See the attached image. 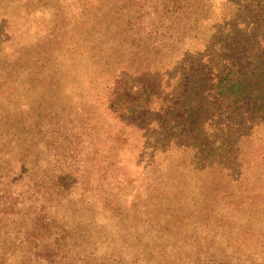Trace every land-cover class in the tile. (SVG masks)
I'll use <instances>...</instances> for the list:
<instances>
[{
    "label": "trees",
    "instance_id": "obj_1",
    "mask_svg": "<svg viewBox=\"0 0 264 264\" xmlns=\"http://www.w3.org/2000/svg\"><path fill=\"white\" fill-rule=\"evenodd\" d=\"M48 3L41 62L80 46L100 57L114 123L103 138L83 108L70 121L55 99L61 77L45 71L44 82L30 43L12 61L0 40V259L264 264V0ZM167 65L176 76L161 72ZM167 75L179 80L173 90ZM20 89L28 126L10 100ZM133 133L140 148L122 150ZM119 152L136 153L141 172ZM177 173L194 177V192L181 182L168 189ZM213 218L209 228L236 224L225 245L208 228Z\"/></svg>",
    "mask_w": 264,
    "mask_h": 264
},
{
    "label": "rangeland",
    "instance_id": "obj_2",
    "mask_svg": "<svg viewBox=\"0 0 264 264\" xmlns=\"http://www.w3.org/2000/svg\"><path fill=\"white\" fill-rule=\"evenodd\" d=\"M48 1L52 0H36L29 5V0H0V40L3 42L1 54L5 58H11L12 61H15L17 60L20 49H23L25 46H29L30 43V45H32V48H30L31 54L33 55L32 68L35 70V73L39 74L44 82H47V80L51 79L50 77H44L45 71H49V76L55 79L58 76L61 77V90L56 92L57 94L55 99L57 98L58 101L61 103L63 102V104L67 107L66 113L72 114L69 117V120L71 121L73 118H78L79 113L74 115L76 113V109L80 108L81 110L83 108L89 112V120L87 121V125L91 126L92 124H95V128L97 129L95 133H98L104 138L102 130H104L108 125L113 124L114 121L112 122L109 117V113L104 111V108H106V98L104 92L101 94L100 91L104 85L111 82V71L108 69V67L105 68L99 64L101 63L100 57L89 56L88 50L84 49L82 46H80V51H77L74 54L67 52L63 53L60 51L55 55L53 53V56L48 63L45 62V60L41 62L43 55L41 56V54H38L35 50V47L38 43H40L41 37L43 38L45 34H49V32L52 31L50 22L52 14L51 8H53V4H49ZM217 1H221V3L226 2V0ZM61 66L64 67L60 68ZM157 70H159V68ZM163 71L175 72V76L177 73L174 68H170V65L164 67L161 72ZM113 72L114 70L112 73ZM156 75L157 74L154 73L151 78L154 80ZM135 81L136 80H133V83H136ZM161 82L162 84H165L170 90H173L175 89V85L177 82H179V80L177 77H170L167 75L164 80H161ZM21 92L19 94H15L10 100L12 101V105L17 107L15 111L17 112L19 109V114L23 113V118L20 115L19 118H25L24 126H28L29 98L24 97L27 96L24 95L25 91L21 90ZM92 108L93 110H91ZM7 110L8 109H4L2 111V115L8 113ZM65 119L68 120V115ZM78 124L79 123H77V126ZM13 127L15 128V126ZM135 134L136 133L130 135L131 139H127L125 146L122 144L120 145L122 150L127 149L125 148L127 146L132 147L131 150H133V147L135 150L140 148V143L135 144ZM116 158L124 165L125 161H128L127 159H129L130 164L126 165V167L128 171L130 169L131 174L141 172L142 169L140 165H138L139 160L136 157V153L129 154L119 152ZM136 165H138V167H136ZM177 175L178 177L176 180L172 179L173 177H171L170 179H166V181L163 182L165 185H168V189L171 190V186L175 185V182H181L183 188L190 190L189 193L186 194H191V192H194L198 186V182L193 181L194 177L180 173H177ZM186 181H190V183L184 184ZM215 218H213L212 221L208 223V228ZM219 222L222 226L221 229H218L216 226L214 228H209V230H211V233H215L217 235V237L215 236V239L219 238L217 240L218 242L225 245L228 243V239L231 236L230 234L232 230L236 228V224L235 222H228V220L227 222H225V220H221ZM12 249L13 250L11 251H14L15 254H19V252L29 250V245L22 247L16 246ZM0 264L14 263L9 261L8 256H6L4 259H0ZM22 264H29V262L27 259H25L22 261ZM91 264L98 263L91 262ZM150 264L156 263L150 262Z\"/></svg>",
    "mask_w": 264,
    "mask_h": 264
}]
</instances>
